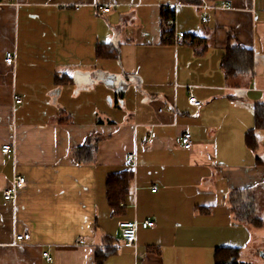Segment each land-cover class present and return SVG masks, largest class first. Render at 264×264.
I'll use <instances>...</instances> for the list:
<instances>
[{
    "label": "crops",
    "instance_id": "1",
    "mask_svg": "<svg viewBox=\"0 0 264 264\" xmlns=\"http://www.w3.org/2000/svg\"><path fill=\"white\" fill-rule=\"evenodd\" d=\"M237 46L251 75L228 78ZM260 103L264 0H0V264H94L109 248L105 264H215L224 247L239 249L235 264H264L263 131L256 151L246 142ZM87 143L94 157L78 164ZM123 170L133 177L114 215L107 177ZM16 177L26 187L6 201ZM124 222L138 224L135 249Z\"/></svg>",
    "mask_w": 264,
    "mask_h": 264
},
{
    "label": "trees",
    "instance_id": "2",
    "mask_svg": "<svg viewBox=\"0 0 264 264\" xmlns=\"http://www.w3.org/2000/svg\"><path fill=\"white\" fill-rule=\"evenodd\" d=\"M187 3L200 4V0H184ZM175 17V12L163 10L162 28L165 34L172 35L173 31L168 26V21ZM169 43V41H168ZM195 41H193V44ZM107 56H114L110 52ZM253 54L243 47H229L223 58V69L228 78L246 77L251 75ZM63 82L61 80L59 84ZM255 127L246 135V142L249 149L257 150L256 134L264 131V104L260 103L254 107ZM94 146L87 143L73 150L72 158L78 164L88 163L94 157ZM133 173L130 170L111 173L107 177L106 191L109 207L114 215L122 212V203L126 201L132 182ZM116 250H97L94 264H105L107 259L114 255ZM239 255L237 248H218L215 254V264H235Z\"/></svg>",
    "mask_w": 264,
    "mask_h": 264
},
{
    "label": "built area",
    "instance_id": "3",
    "mask_svg": "<svg viewBox=\"0 0 264 264\" xmlns=\"http://www.w3.org/2000/svg\"><path fill=\"white\" fill-rule=\"evenodd\" d=\"M98 6H99V9L103 13H109L110 12V9L108 7H102L100 5H98ZM172 10L174 12H176V7L172 8ZM175 24H176V18L175 17L168 21V26L171 29H173L175 27ZM174 38H175L174 43H178V40H182L185 38V33L180 32V33H178V35L176 34V37H174ZM189 44H192V42H189ZM14 62H15V57H14L13 53H11V52L7 53L5 55V58H4L5 65H7L8 67H12ZM14 101L18 105L23 103L22 98L19 96H15ZM188 102L191 106H195V107H199L201 105V102L198 101V99L195 98L194 96H190ZM149 143H151V140H149ZM180 143L185 150H190L192 145H193L192 135L190 133H184L180 138ZM1 151L3 154H9L12 152V147H11V145L6 144L2 147ZM129 160L131 163H133L135 161V156L133 154H131L129 156ZM25 187H26V179L24 177L14 178L12 181V186L9 189H7L5 192L4 199L6 201L14 200L18 191L24 189ZM156 190H157V188L154 187L153 191L155 192ZM142 226L144 229H147L149 227L154 226V223L147 221V222L143 223ZM120 228H121V233H122V241H123L122 245H123V247L135 249L136 244H137L138 224L135 222H124V223H121ZM30 239H31V235L29 233H22V234H19L16 236L17 242H19V241H30ZM43 257L46 259L47 262L53 261V259L49 253H44Z\"/></svg>",
    "mask_w": 264,
    "mask_h": 264
},
{
    "label": "rangeland",
    "instance_id": "4",
    "mask_svg": "<svg viewBox=\"0 0 264 264\" xmlns=\"http://www.w3.org/2000/svg\"><path fill=\"white\" fill-rule=\"evenodd\" d=\"M262 133H264V131ZM262 133L259 134V136H260V139H259L260 140V144H262L264 142V134H262ZM261 135H263V136H261ZM262 138H263V141H262Z\"/></svg>",
    "mask_w": 264,
    "mask_h": 264
}]
</instances>
